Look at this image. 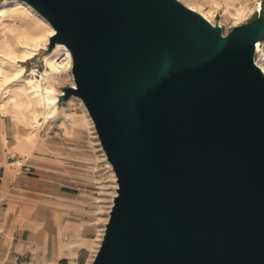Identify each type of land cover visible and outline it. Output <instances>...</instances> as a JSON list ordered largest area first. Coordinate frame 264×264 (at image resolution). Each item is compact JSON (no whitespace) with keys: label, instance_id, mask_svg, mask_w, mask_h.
Returning a JSON list of instances; mask_svg holds the SVG:
<instances>
[{"label":"water","instance_id":"1","mask_svg":"<svg viewBox=\"0 0 264 264\" xmlns=\"http://www.w3.org/2000/svg\"><path fill=\"white\" fill-rule=\"evenodd\" d=\"M20 1L115 176L90 264H264V11L224 35L178 0Z\"/></svg>","mask_w":264,"mask_h":264},{"label":"rangeland","instance_id":"2","mask_svg":"<svg viewBox=\"0 0 264 264\" xmlns=\"http://www.w3.org/2000/svg\"><path fill=\"white\" fill-rule=\"evenodd\" d=\"M178 1L195 11L199 6L204 12L211 11L212 22H220L225 29L247 19L257 1L261 2L264 11V0ZM32 11L18 0H0L1 128L4 125L9 140L14 141L13 151L22 158L29 156L24 160L69 175L73 188L68 190L71 196L66 202L75 215H80L77 218L92 224L93 256L108 214L115 180L81 101L72 95L64 96L63 90L73 87L71 60L68 66L67 52L59 47L62 45L49 50L48 41L54 34L53 29ZM229 15L234 20L228 19ZM39 83L42 85L41 97L34 95V88ZM23 97L33 102L34 98L49 101L40 106L27 105L20 101ZM32 136L37 137L39 146L32 144ZM6 169L12 178L15 172L8 166ZM34 203L46 204L41 199ZM87 261L89 264V257Z\"/></svg>","mask_w":264,"mask_h":264},{"label":"crops","instance_id":"3","mask_svg":"<svg viewBox=\"0 0 264 264\" xmlns=\"http://www.w3.org/2000/svg\"><path fill=\"white\" fill-rule=\"evenodd\" d=\"M13 147L0 122V264H86L94 229L69 209V175L29 163ZM18 159L29 171L12 168ZM6 166L15 172L12 178ZM38 199L46 204H35Z\"/></svg>","mask_w":264,"mask_h":264},{"label":"bare ground","instance_id":"4","mask_svg":"<svg viewBox=\"0 0 264 264\" xmlns=\"http://www.w3.org/2000/svg\"><path fill=\"white\" fill-rule=\"evenodd\" d=\"M19 2H21V3H23L24 5H26L29 9L31 8V7H29L26 3H24L23 1H20V0H18ZM185 6V5H184ZM187 7V6H186ZM187 8H189V9H191L190 7H187ZM213 9H214V7H213ZM33 10V9H32ZM191 10H193V9H191ZM34 11V10H33ZM32 11V12H33ZM193 11H195V10H193ZM35 12V11H34ZM195 12H197V13H199L202 17H204L209 23H211V24H215V22H212V19H213V17H212V13H211V11H209V12H204L203 11V9H202V7L201 6H199L198 7V10H196ZM35 14H37L36 12H35ZM39 15V14H38ZM40 16V15H39ZM41 17V16H40ZM228 19H230V20H234V18H233V16L232 15H229L228 16ZM47 22V21H46ZM48 23V22H47ZM49 24V23H48ZM218 25L220 26V27H222V25H221V23L219 22L218 23ZM238 25V24H237ZM237 25H234V26H237ZM233 26V27H234ZM53 29V28H52ZM52 32L54 33V30H52ZM60 48H62V49H64L68 54H69V56H68V54L66 53V56H67V61H68V66H70V58H71V56H70V53H69V51L66 49V48H64V46L62 45V46H59ZM70 57V58H69ZM51 67V66H50ZM260 68L262 69L261 70V72L263 73V75H264V64H262L261 66H260ZM56 71V70H55ZM59 74V73H58ZM57 75V74H56ZM34 92H35V94L34 95H37V96H39V94L42 92V85L39 83V84H37V86L34 88ZM41 95L42 94H40V97H41ZM45 99L44 98H41V99H37V98H34V102L31 100V99H28L27 97H23L22 98V100H20L21 102H23V103H26L27 105H32L33 103L35 104V106L36 105H38V106H40L41 104H44V102H48L49 101V99H47L46 101H44ZM34 106V107H35ZM86 111V110H85ZM8 112V111H7ZM87 113V112H86ZM88 115V114H87ZM88 119H89V117H88ZM89 121H90V119H89ZM85 123V122H84ZM90 123H91V121H90ZM91 125H92V123H91ZM37 128V127H36ZM94 130V129H93ZM31 141H32V144L34 145V146H39L40 145V142H39V140L37 139V137L36 136H32L31 137ZM18 156H20V157H22V155L21 154H18V153H16ZM102 154H103V152H102ZM29 157V156H28ZM28 157L26 158V159H28ZM103 157H104V159H105V156H104V154H103ZM19 160V159H18ZM18 160H16V162L14 163V165H18L19 164V162H18ZM105 162H106V164L108 165V166H110V164L106 161V159H105ZM111 173L113 174V181L115 180V176H114V173H113V171L111 170ZM114 186H113V189H112V191H113V194L110 196V202H109V207H108V209H107V213L109 212V209H110V207H111V203H112V198L114 197V195H115V189H116V183L114 182V184H113ZM107 217H108V214H107V216H106V220H105V222L103 223V225H102V234H103V229H104V224L106 223V221H107ZM102 234H101V236H102ZM100 240H101V237H100ZM99 240V241H100ZM86 245V244H85ZM98 246H99V243H98ZM98 248V247H97ZM97 250V249H96ZM96 250H95V252H96ZM95 252H94V254H95ZM94 254H93V256H94ZM93 256H92V258H93ZM92 258H91V261H92ZM90 261V262H91ZM90 264V263H89Z\"/></svg>","mask_w":264,"mask_h":264},{"label":"built area","instance_id":"5","mask_svg":"<svg viewBox=\"0 0 264 264\" xmlns=\"http://www.w3.org/2000/svg\"><path fill=\"white\" fill-rule=\"evenodd\" d=\"M262 12H263V9H262V6H261V2L257 1V3H255V5H253L252 13L249 16H247V19L243 20L240 24H243V23L249 21L255 15L260 14ZM240 24H238V25H240ZM212 25H214V24H212ZM221 28L223 29V34L225 35L232 27L230 26V27H228L226 29L223 28V27H221ZM253 62L259 68H260V66L262 64H264V39H262L261 41L257 42L256 45H255V51H254V54H253ZM260 70H262V69L260 68ZM19 160L21 162L22 159H19ZM12 162H13V165H14V163L16 161H12ZM14 166L17 167V168L24 167V169L26 171H29V168L25 167L21 163L18 164V165H14Z\"/></svg>","mask_w":264,"mask_h":264}]
</instances>
